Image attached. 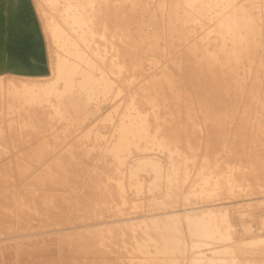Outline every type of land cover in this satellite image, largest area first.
Here are the masks:
<instances>
[{
	"label": "rangeland",
	"instance_id": "rangeland-1",
	"mask_svg": "<svg viewBox=\"0 0 264 264\" xmlns=\"http://www.w3.org/2000/svg\"><path fill=\"white\" fill-rule=\"evenodd\" d=\"M134 1L138 18L126 33L137 41L130 49L138 65L137 104L155 143L144 149L143 141L126 152L127 162H114L105 142L114 134L105 116L110 102L78 122L51 108L10 110L9 97L0 98V264H120L123 239L163 234V223L146 219L180 215L189 244L198 238L185 213L208 206L225 207L215 214L231 234L202 249L210 254L230 243L229 258L264 264L263 242L238 243L264 237V0ZM235 6L245 16L238 27L226 23L225 45L235 49V38L244 34L239 51L249 58L241 56L242 96L226 87L231 73L221 65L229 62L215 28ZM205 53L218 60L206 61ZM256 76L260 85L251 89ZM146 155L161 163L158 179L145 163L130 173ZM171 166L182 174L180 187L168 178ZM202 176L212 177L208 190L197 188ZM194 252L182 254L181 263Z\"/></svg>",
	"mask_w": 264,
	"mask_h": 264
},
{
	"label": "bare ground",
	"instance_id": "bare-ground-1",
	"mask_svg": "<svg viewBox=\"0 0 264 264\" xmlns=\"http://www.w3.org/2000/svg\"><path fill=\"white\" fill-rule=\"evenodd\" d=\"M110 1L115 10L110 11ZM123 1L126 0H0V98L9 97L8 109L34 111L42 107L51 108L56 115L62 114L67 118L72 115L79 122L89 113L99 111L103 102H110L109 108L112 109L105 116H109L106 119L110 120L114 134L110 139L105 137L108 139L105 142L108 157L119 163L127 162V151L141 148L143 141H146L144 149H147L156 138L147 130V114L137 104L138 88L134 85L136 73L133 71L138 65L130 50L137 41L134 34L129 36L126 33L136 23L137 8L134 0H130L127 6L121 5ZM191 1L195 4L199 0ZM222 1L228 5L233 2ZM59 3L63 5L57 14ZM236 7L232 12L228 11L215 28L221 33L219 37H223L221 51L229 62L221 65L231 73L226 87L228 92L234 91L242 96L246 88V69L241 70V56L249 58L239 51L246 42V39H241L244 34L239 32L238 38H235L237 52L225 45L226 23L232 22L238 27V17L240 14L245 16V12ZM101 10L104 13L99 15ZM56 15H60L61 20ZM250 43L249 40V53ZM211 55L205 53L204 59L218 60L216 55ZM218 69L213 68L214 71ZM258 79L256 76L251 89L259 87ZM113 112H118L117 119L113 118ZM87 135L90 133L81 135L78 142H82ZM139 157L138 166H130V173L133 175L145 163L153 168L156 173L154 178L158 179L163 171L161 163L149 155ZM171 169L175 174L171 171L172 175L168 178L175 182V187H180L182 174L177 176L178 170L174 166ZM211 178L202 176L201 182L196 180L199 182L197 188L208 190ZM222 208L225 207L208 206L200 211L185 213L190 220V232L198 238L192 239L189 244L182 235L183 229L178 222L180 215L169 212L159 218L146 219L154 223L153 226L163 223L158 227L164 228L163 234L161 237L133 235L131 240L123 239L120 264H152L153 259H158L160 264H182L181 255L191 250L196 252L188 257L187 264H239L237 257L231 259L227 255L234 246L230 243L213 247L211 255L202 249V246L210 247L213 240L227 238L231 234L230 224L225 225V219L221 222L216 217L215 212ZM194 214L199 216L194 217ZM240 242L241 245H257L264 243V237ZM132 251L136 255L129 256Z\"/></svg>",
	"mask_w": 264,
	"mask_h": 264
}]
</instances>
